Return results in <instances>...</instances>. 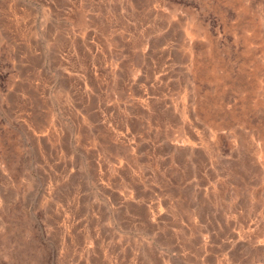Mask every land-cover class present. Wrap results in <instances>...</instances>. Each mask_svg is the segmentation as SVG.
Returning <instances> with one entry per match:
<instances>
[{"label": "rangeland", "instance_id": "obj_1", "mask_svg": "<svg viewBox=\"0 0 264 264\" xmlns=\"http://www.w3.org/2000/svg\"><path fill=\"white\" fill-rule=\"evenodd\" d=\"M0 264H264V0H0Z\"/></svg>", "mask_w": 264, "mask_h": 264}]
</instances>
